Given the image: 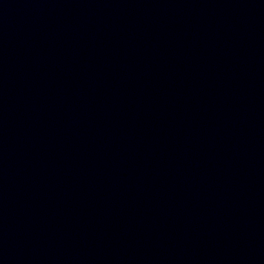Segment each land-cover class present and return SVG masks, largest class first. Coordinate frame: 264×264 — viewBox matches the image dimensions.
Returning a JSON list of instances; mask_svg holds the SVG:
<instances>
[{"label":"water","instance_id":"95a60500","mask_svg":"<svg viewBox=\"0 0 264 264\" xmlns=\"http://www.w3.org/2000/svg\"><path fill=\"white\" fill-rule=\"evenodd\" d=\"M0 264H264V0H0Z\"/></svg>","mask_w":264,"mask_h":264}]
</instances>
